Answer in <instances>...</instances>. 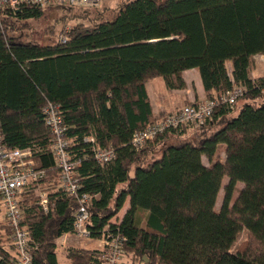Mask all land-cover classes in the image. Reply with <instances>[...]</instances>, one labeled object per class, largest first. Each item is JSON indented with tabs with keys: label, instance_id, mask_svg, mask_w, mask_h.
Wrapping results in <instances>:
<instances>
[{
	"label": "trees",
	"instance_id": "obj_1",
	"mask_svg": "<svg viewBox=\"0 0 264 264\" xmlns=\"http://www.w3.org/2000/svg\"><path fill=\"white\" fill-rule=\"evenodd\" d=\"M47 8L5 11L0 22L3 143L31 151L48 190L47 212L33 197L40 185L21 196L32 264H60L57 240L74 231L78 208L60 187L48 103L59 106L72 159L79 161V192L93 197V239L108 232L125 237L124 253L142 264H264V77H250L252 57L264 56V0L125 1L113 19L101 12L90 25L79 23L41 44L24 28ZM191 69L199 70L207 100L240 86L246 103L235 117V109L221 104L203 126L168 131L136 151L134 134L156 121L147 83L163 78L168 89L182 90V73ZM108 147L116 159L101 164L95 151ZM159 147L162 154L154 158ZM238 182L244 187L234 200ZM128 199L120 222H112ZM244 229L259 245L253 255L232 251ZM65 252L71 264H103L102 250ZM16 260L7 221L0 226V264Z\"/></svg>",
	"mask_w": 264,
	"mask_h": 264
},
{
	"label": "built area",
	"instance_id": "obj_2",
	"mask_svg": "<svg viewBox=\"0 0 264 264\" xmlns=\"http://www.w3.org/2000/svg\"><path fill=\"white\" fill-rule=\"evenodd\" d=\"M102 0H0V22L5 11H20L25 7L44 9L54 5L69 7H97ZM65 42V39H63ZM245 89L236 86L233 90L223 94L219 99L205 100L201 103L190 104L181 110L156 120L142 131L136 132L132 139V146L136 151H142L159 136L168 131L180 132L184 127H200L212 119L215 110L221 104L235 109ZM46 123L53 136L52 152L56 165L61 172L60 187L68 195L76 198L78 208L74 219V231L64 234L57 240L63 246L68 239L93 240L89 228L91 221L90 205L93 197L80 193V179L77 174L79 161L72 159L70 142L65 136L63 117L58 105L48 103L44 108ZM95 159L101 164H108L116 159L113 147L98 148ZM45 178L44 172L35 168L32 153L29 150H8L3 143L0 128V198L5 217L12 230V239L15 246L17 260L15 264H32L33 238L29 229L23 226L21 196L31 186L40 185ZM37 186L35 192L39 190ZM40 206L47 212L49 199L46 193H39ZM115 223V222H114ZM103 244V264H121L126 238L108 232Z\"/></svg>",
	"mask_w": 264,
	"mask_h": 264
},
{
	"label": "rangeland",
	"instance_id": "obj_3",
	"mask_svg": "<svg viewBox=\"0 0 264 264\" xmlns=\"http://www.w3.org/2000/svg\"><path fill=\"white\" fill-rule=\"evenodd\" d=\"M125 1H134V0H102V3L94 8V10H91V12L86 11L84 9H76L71 10L67 8H60V7H51L45 9V15L44 18L40 20H30L27 22V26L25 29V32L29 35L28 39H32L36 42H39L41 44H48V43H54L56 42L60 35L64 32L70 31V29L79 23H84L86 25H90L91 22L89 21L91 18H97L101 12H103V19L105 20H111L115 17L118 8L121 6V4ZM89 13V14H88ZM85 15H89L86 17ZM230 66V64H229ZM251 79H257L260 77H264V56L262 55H256L252 57L251 60ZM154 83L156 86H163L165 87V82L163 78H156L154 80ZM246 103L245 99H239V102L237 103L235 107V112L231 114L232 117L237 116L239 108ZM164 147H159L153 152L154 158H159L162 154ZM225 146H221L219 153L221 154V159L225 157ZM152 157V158H153ZM150 158V157H149ZM148 158V160H150ZM204 163L208 165V161L206 158H204ZM228 178L224 179L223 186H225L228 182ZM244 187V184L241 182H238L236 185V190L234 194V200L235 197L238 196L240 190ZM38 191L33 192V197L35 202L39 204L40 198L39 193H46L48 194V190L44 186V184H40L38 187ZM224 198V191L220 192L217 202H216V211H220L223 203ZM23 201V198H21ZM129 208V200L126 202L123 209ZM0 226L7 224V219L5 217V212L2 208H0ZM125 212V210L121 211V213ZM122 214H118L112 222H120ZM146 217L141 218L140 225L143 226L145 222ZM68 247H86L88 249H95L103 248V244H97L95 242H90L87 240H78L74 237H71L68 239L67 243L63 246L58 245V260L60 264H71L68 258L66 257L65 249ZM259 245L258 243L250 236L249 232L247 230H242L240 234L238 235L237 241L234 244L232 251L234 253L237 252H245L250 255H253L259 251ZM141 259L134 257L133 255L128 256L124 254L122 256L121 264H142Z\"/></svg>",
	"mask_w": 264,
	"mask_h": 264
},
{
	"label": "crops",
	"instance_id": "obj_4",
	"mask_svg": "<svg viewBox=\"0 0 264 264\" xmlns=\"http://www.w3.org/2000/svg\"><path fill=\"white\" fill-rule=\"evenodd\" d=\"M182 77L186 84V88L182 90L168 89L166 84L165 87H158L154 83L156 78L147 83V91L152 105L154 119L160 120L164 116L179 111L187 105L197 104L207 100L202 78L198 69L185 71L182 73ZM123 210H125V212H120V214H122L121 218L128 209H122L121 211ZM90 242H95L97 244L102 243L100 240L95 239L90 240ZM95 249L101 250L99 248Z\"/></svg>",
	"mask_w": 264,
	"mask_h": 264
}]
</instances>
